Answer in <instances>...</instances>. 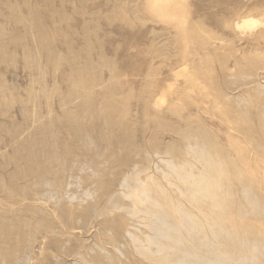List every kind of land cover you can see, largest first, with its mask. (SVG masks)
I'll return each mask as SVG.
<instances>
[{
	"label": "rangeland",
	"instance_id": "1",
	"mask_svg": "<svg viewBox=\"0 0 264 264\" xmlns=\"http://www.w3.org/2000/svg\"><path fill=\"white\" fill-rule=\"evenodd\" d=\"M0 264H264V0H0Z\"/></svg>",
	"mask_w": 264,
	"mask_h": 264
},
{
	"label": "bare ground",
	"instance_id": "2",
	"mask_svg": "<svg viewBox=\"0 0 264 264\" xmlns=\"http://www.w3.org/2000/svg\"><path fill=\"white\" fill-rule=\"evenodd\" d=\"M253 22V20L250 19H246L243 23H245L246 25H249Z\"/></svg>",
	"mask_w": 264,
	"mask_h": 264
}]
</instances>
